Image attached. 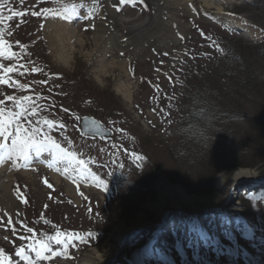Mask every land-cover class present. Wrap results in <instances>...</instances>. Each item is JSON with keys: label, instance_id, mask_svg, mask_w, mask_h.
Returning <instances> with one entry per match:
<instances>
[{"label": "rangeland", "instance_id": "obj_1", "mask_svg": "<svg viewBox=\"0 0 264 264\" xmlns=\"http://www.w3.org/2000/svg\"><path fill=\"white\" fill-rule=\"evenodd\" d=\"M200 1L194 0L187 12L174 14L177 39L172 36L159 42L161 45L147 42L146 50L135 55L109 49L93 56L94 26L89 18L100 17V14L95 15L94 11L88 12V18L79 16L86 6L81 0H0V39L6 41L14 53L11 59L7 54L0 56V78L8 81L0 83V101H3L0 109L6 113L23 111L25 114L20 119L24 121L37 118L36 122L43 126L42 136H37L33 148L51 146V142L59 144L77 163L85 161L87 167L82 174L90 178L88 186L74 187L68 182V176L60 175L56 179L47 167L14 174L9 186L15 198L13 207L9 211L5 208L0 215V249L11 264H24L20 260L23 257L12 252L26 246L30 240L20 237L31 238L28 229L32 227L51 233L54 240L58 231L71 233L83 244L78 249L80 253L75 255L78 240L65 241L69 259L58 264H77L86 250L105 254L120 225L126 231L103 264L126 261L131 254L134 258L138 254L133 251L139 247L137 240L152 238L164 227L165 235L175 229L190 243H196L192 236L197 237L198 247L210 241L209 234L217 235L215 242L222 238L223 230H234L231 224L218 228L212 222L213 214L208 213L212 211L210 208H200L192 214L186 208H167L161 203L162 183L180 186L198 199L213 197L217 192V177L222 173L238 170L245 175L264 166V66L258 74L255 70L259 66L252 67L254 88L247 87L249 74L242 72L238 63L241 54L252 65L257 60L241 45L264 48L260 43L264 39V0H231L220 4L224 11L255 27L245 34L227 27L222 19L216 18V7L206 8ZM102 3L114 11L117 22L118 18L125 21L116 28L121 39L132 37L136 26L148 25L154 17L149 0H144V4L138 0L135 4L121 5L120 0H102ZM22 10L26 13L22 14ZM69 14L75 15L71 18L72 27L83 41L72 43L70 60L64 63L55 56L49 23L52 18ZM232 54L233 62H230ZM119 55L127 59L126 67H101L100 59L104 58L103 63L106 60L112 63ZM9 67L15 70L8 72ZM123 80H131L136 85L131 103L123 102L113 91ZM192 85L198 91L192 100L195 108L201 107L203 100L209 109L202 113L205 133L202 128L198 129L194 137L192 132L197 128V121L183 124L192 128L181 130L184 131L181 135L178 133L186 116L184 104L180 102H185ZM162 93H166L167 98H163ZM25 97L29 99H23ZM111 100L117 104L113 106ZM214 114L215 118L224 120L217 121ZM85 115L99 120L112 132V137L107 140L86 137L80 130V121ZM45 121L55 126L48 127ZM7 140V145L5 141H0V145L9 153H15L10 137ZM79 165L82 170L84 166ZM241 175L228 190L220 210L222 216L227 215L229 204H235L238 211L234 216L239 222L235 224L249 223V229H242V233L247 237L254 233L255 237L251 240L235 238L222 250L218 251L219 245L213 246L199 255L182 252L174 242L172 246L159 243L157 253L163 254L164 251H159L162 246L172 254L162 257L159 264H264V179L253 182ZM112 179L127 184L126 189L113 186ZM18 188L25 195L17 192ZM151 191L152 194L148 193ZM21 195L27 203L22 202ZM161 215L168 221L162 225L164 227H157ZM97 216L101 217L96 229L101 232L94 237L89 230L98 223ZM178 216L186 218L183 229L180 224L177 228L174 226ZM107 224L112 225L110 229ZM186 227L191 228L189 233ZM39 239L48 238L42 235ZM95 241H98L97 246ZM56 255L57 251L45 249L38 258L34 253L31 257L33 264H53ZM42 258L49 261L41 262ZM3 261L4 257H0V264Z\"/></svg>", "mask_w": 264, "mask_h": 264}, {"label": "bare ground", "instance_id": "obj_2", "mask_svg": "<svg viewBox=\"0 0 264 264\" xmlns=\"http://www.w3.org/2000/svg\"><path fill=\"white\" fill-rule=\"evenodd\" d=\"M84 3L85 9L89 10L90 13L95 11L100 14V17H90L89 22L93 24V38L95 49H91V55L98 54V52H107L109 49H116L118 53L126 52L128 56L139 54L144 49L146 50L147 42H158V44L163 43V41L169 40L172 36H178V32L175 28V15L177 12H187L189 8L192 7V3L194 0H149L152 8L154 9V17L152 21L148 25L139 24L135 28V33L132 37H128L126 39L120 38V31H116L119 25L125 23L122 18H118V22L114 19L115 13L109 7L105 6L102 3V0H81ZM84 1V2H83ZM231 1V0H201L202 5L206 8L216 7V18L222 19L223 22L227 24L234 25L236 27L242 28L247 33L252 32V28L254 27L250 25L243 18L230 14L228 11H224V8L220 5L221 3ZM219 4V6L217 5ZM83 16H87L85 13ZM75 16L74 14H69L57 18L50 19L49 28L51 29V38L53 50L57 60H62L64 63H68L70 60V50L73 49L72 43L75 41L77 43H82V39H80L77 35V29L72 27L71 18ZM173 37V38H174ZM153 39V40H152ZM50 41V40H49ZM160 42V43H159ZM149 45V44H148ZM155 45V46H157ZM161 45V44H160ZM120 51V52H119ZM118 59L116 62L109 63L107 60L103 63L104 58L100 59L101 67L103 69L106 68H124L126 67V58H122L120 55L117 56ZM122 91H126V89H122ZM54 154L51 156L49 160L53 161L61 170L68 171L72 175H78V165L76 162L71 161L69 155L60 151L59 149H54L50 151ZM6 160V157H5ZM3 157L0 156V164L4 162ZM47 158V161H49ZM2 161V162H1ZM9 162V161H8ZM7 162V163H8ZM50 162V161H49ZM8 165L2 166L0 169V211L5 208L11 210L14 204V198L9 191L10 183L13 179V173L7 170ZM241 171H231L224 172L217 177V192L213 197H203L196 198L188 195L186 191L180 186L170 187L164 183L161 184V203L167 208L175 206L186 208L188 212L195 213V211L200 210V208H210L216 215L212 219V222L216 224L218 228L222 225L231 224L232 228H239L238 218L234 215L237 214L238 208L235 204H229L227 215H223L221 212V206L224 204V201L227 199L228 190L231 188L233 182L236 180V177L240 174ZM246 176L247 180H252L253 182L264 179V166L258 168L257 170L241 175ZM162 213V212H161ZM250 216V215H249ZM164 216L161 215L159 217V222L164 220ZM178 224H180L181 229L186 225L185 217H177ZM168 221V220H167ZM166 221V222H167ZM186 221V222H185ZM111 225V224H110ZM190 227H186L187 233L190 232ZM126 231L124 226L120 225L116 227L114 231V237L112 244L110 245V250H108L105 254H100L92 251L86 250L83 252L81 259L77 261V264H103L105 259L110 256L112 249L115 250L117 248V244L119 243L122 234ZM242 232V231H241ZM158 239H147L145 244L149 242L156 241ZM160 243H169V240H160ZM158 241V242H159ZM175 243V242H174ZM170 246L173 244V241H170ZM177 245L181 246L183 249L191 250L196 246V243H193L189 240H179Z\"/></svg>", "mask_w": 264, "mask_h": 264}, {"label": "snow or ice", "instance_id": "obj_3", "mask_svg": "<svg viewBox=\"0 0 264 264\" xmlns=\"http://www.w3.org/2000/svg\"><path fill=\"white\" fill-rule=\"evenodd\" d=\"M137 0H120L121 5L123 4H135ZM139 3L144 4V0H138ZM146 7V5H145ZM119 10V9H117ZM33 15H36V13H33ZM5 54L8 55V58L11 59V56L14 55L12 52L11 46L7 45V42L0 39V56H4ZM2 67V65H0ZM15 69L9 67L7 69L8 72H12ZM0 83H8L7 80L0 78ZM8 100H13V97H7ZM23 99H29L28 97H25ZM3 101H0V104H2ZM19 107V105H17ZM25 113L23 111L20 112H13L11 110H8L7 114L4 109H0V137H3L5 140H7L9 137H12V144L14 147H19L21 152H23L27 147L31 146L30 141L32 140V136H34L37 132L41 131V129H33L31 133L29 132V129L20 122V117L24 115ZM48 127H54L55 124L53 122L45 121L44 122ZM2 147V145H0ZM51 147L54 149H60V145L51 142ZM37 153L41 151L47 150L46 146L43 145H37L36 146ZM62 152L63 150L60 149ZM79 163L84 166L82 168V171L86 169L87 165L85 161L81 160ZM47 184V181H45ZM49 188H52L51 184H48ZM51 198V197H50ZM22 202L27 203V200L24 199L21 195ZM9 223H11V219H9ZM29 231H33L31 229H28ZM23 240H30V237H20ZM74 238H68L72 239ZM56 243H61L64 238H61L59 234H57ZM35 244L40 245V249L38 250L36 247L32 248V251H35L37 255H40L43 250L47 248V245L44 244L43 242L40 241H35ZM16 255L18 257H23L24 259H27V256H24V248H20L17 252ZM0 257H4L3 264H11L10 260H8L7 257L4 256V250L0 249Z\"/></svg>", "mask_w": 264, "mask_h": 264}, {"label": "trees", "instance_id": "obj_4", "mask_svg": "<svg viewBox=\"0 0 264 264\" xmlns=\"http://www.w3.org/2000/svg\"><path fill=\"white\" fill-rule=\"evenodd\" d=\"M240 47L248 50L249 54L251 53L252 56H255L257 58V61L256 62L258 64L259 68H262L264 66V65L260 66V63L264 64V48L261 49V50H259V47L260 46L259 47H257V46H248V47H246V46H242L241 45ZM250 70L254 71L251 67H250ZM243 80H245V78H243ZM246 83H247V87H251L252 86V83H253V80L248 79ZM189 85H191V84H189ZM189 85H188V87H189ZM190 87H191V92L188 93L187 97L184 98L185 99V102L182 103V104H184L183 105L184 106L183 107V110L185 111L186 116H185V118H183L184 120H183V123L180 126V130H184L186 128H190L191 129L192 127H190V126L189 127H186L184 125L185 124H188V123H191V122H195V124H196V121H197L198 122L196 124L197 128H193V132H192L193 137H194L196 135V132H197L198 129H201L202 128V132L205 133L206 124H203V114L202 113L204 111H208L209 109L206 108V106L208 105V103L207 102L206 103H203V100L200 101V98L199 97L196 100H197V102H199V101L201 102V107L195 108L194 103H193L192 100L195 99L198 91L196 90V87L195 86L192 85ZM255 91L256 92H259L258 89H256ZM222 109H224L223 106H222ZM207 116H209V114ZM210 117H211V114H210ZM215 117L216 116L214 114V119H216L217 121L224 120V118H215ZM212 121L214 122V120H212ZM183 132L184 131H180V134H183ZM197 145L198 144H196V146ZM208 158L210 159V161L213 160V157L212 156H210ZM172 182H173V180H172ZM136 209L139 210V208H136ZM111 226L112 225H109L108 229H110ZM98 247L99 248H102V246H98Z\"/></svg>", "mask_w": 264, "mask_h": 264}, {"label": "clouds", "instance_id": "obj_5", "mask_svg": "<svg viewBox=\"0 0 264 264\" xmlns=\"http://www.w3.org/2000/svg\"><path fill=\"white\" fill-rule=\"evenodd\" d=\"M60 66L69 68V65H63ZM122 89H126V91H122ZM136 90V85L131 80H123L118 82L116 86H114L113 91L114 93L120 97V99L125 103H131L134 94Z\"/></svg>", "mask_w": 264, "mask_h": 264}, {"label": "water", "instance_id": "obj_6", "mask_svg": "<svg viewBox=\"0 0 264 264\" xmlns=\"http://www.w3.org/2000/svg\"><path fill=\"white\" fill-rule=\"evenodd\" d=\"M92 132L95 134H100V135H106L107 133L98 125L92 129ZM108 135V134H107Z\"/></svg>", "mask_w": 264, "mask_h": 264}]
</instances>
